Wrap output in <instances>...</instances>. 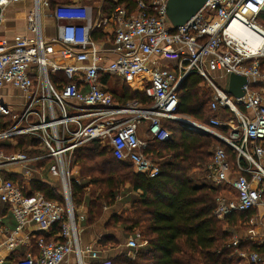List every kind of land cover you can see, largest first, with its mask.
Segmentation results:
<instances>
[{"label": "built area", "instance_id": "built-area-1", "mask_svg": "<svg viewBox=\"0 0 264 264\" xmlns=\"http://www.w3.org/2000/svg\"><path fill=\"white\" fill-rule=\"evenodd\" d=\"M22 1L0 0V27L5 9ZM108 1L116 4L119 0ZM168 1L134 0L132 12L117 5L108 16H100L81 3L51 8L50 0H32L26 34L14 36L11 42L0 37V118L11 117L14 110L21 112L9 126L0 127V204L15 221L13 230L3 232L0 250L9 256L26 244L33 232H25L30 226L43 234L57 227L62 240L33 237L37 254L28 252L13 264H84L85 256L104 264L96 252L78 246L71 196L72 186L80 185V176L73 153L97 142L117 162L154 178L158 167L145 152L153 142L169 139L164 121L191 134L214 137L235 156L233 169L226 152L216 148L206 169L204 182L232 196L218 199L216 219L264 207V75L260 66L264 28L257 22L264 13V0H206L178 28L166 17ZM42 9L49 10L54 22L53 37L43 34ZM237 21L259 33L256 50L233 34ZM106 26L112 31L95 40L94 34ZM190 74L202 78L211 91L208 124L178 113L180 88ZM231 74L247 80L240 99L226 93ZM105 76L110 81L138 82L150 104L119 103L102 84ZM7 87L18 93L12 96L17 103L4 101L1 92ZM222 108L233 117L222 120L218 114ZM216 128H225L226 136ZM23 137L36 145L8 154L1 148L5 142L15 147ZM35 164L39 166L31 169ZM45 169L60 184L58 195L64 204L47 201L25 188ZM257 237L255 230L242 237L237 234L232 245L237 246L240 238L261 244L264 239ZM140 243L136 234L125 247L137 250ZM237 258L264 264L255 253H240ZM4 262L2 255L0 264Z\"/></svg>", "mask_w": 264, "mask_h": 264}, {"label": "trees", "instance_id": "trees-1", "mask_svg": "<svg viewBox=\"0 0 264 264\" xmlns=\"http://www.w3.org/2000/svg\"><path fill=\"white\" fill-rule=\"evenodd\" d=\"M71 1L52 0L51 8ZM117 4L129 12L134 10V0H119ZM108 5L107 2L104 4L106 13L116 6ZM257 22L264 25V13L257 18ZM103 36V29H100L93 38L99 40ZM260 66L264 70V59L260 61ZM101 82L121 104L131 100L144 106L150 104L138 82L110 81L107 76L102 77ZM210 101L211 91L203 79L190 74L180 88L178 113L208 124L212 116ZM218 114L222 120L233 117L224 108L219 109ZM10 123L9 117L0 118V127H7ZM163 127L169 131V139L161 143L153 142L145 152L158 167L159 173L154 178L137 173L131 165L117 162L110 150L100 147L97 142L83 145L73 153L72 162L79 169L80 185L72 186V206L84 204L87 207V223L94 225L101 220L102 208L127 204L128 210L111 214L104 230L108 233L121 230L126 240L138 234L140 242L144 243L137 250H128L131 257L122 252L110 259V264H233L240 253H255L264 259V240L258 244L240 238L237 246L232 245L237 230L256 214L251 210L233 213L224 220L216 219L214 211L222 188L195 182L192 178L195 171L206 172L216 148L226 152L233 167L235 156L230 148L209 135L188 133L176 123L164 121ZM216 130L226 133L225 128ZM17 142L15 147L5 142L1 148L8 154L22 150L24 145H36L25 137L18 138ZM12 180L21 182L17 177ZM89 188L90 195L86 196ZM30 191L42 194L47 201L64 204L58 192L46 184L34 182ZM261 197L264 202V190ZM57 233L58 229L54 227L49 234H39L37 238L61 242ZM97 244L101 247L112 245L114 248L119 245L112 235L101 237ZM22 257L9 261L16 262Z\"/></svg>", "mask_w": 264, "mask_h": 264}, {"label": "crops", "instance_id": "crops-1", "mask_svg": "<svg viewBox=\"0 0 264 264\" xmlns=\"http://www.w3.org/2000/svg\"><path fill=\"white\" fill-rule=\"evenodd\" d=\"M50 0V4H51ZM53 1H58V0H53ZM72 3H81L85 6H88L90 8H92L96 13H99L100 16H108L111 12H105V7L104 4L107 2L109 3L108 6L116 5L115 7H117V3L114 4L111 1L108 0H72ZM61 4V3H58ZM32 1L30 0V2L28 0H23L20 4L17 5H11L8 6L5 9L4 12V21L0 27V37L7 40L8 42H11L14 36L17 35H25L26 34V21L28 18V15L32 9ZM114 7V8H115ZM27 10V12L25 13V15L23 16L24 19V25L22 26L21 30H19L18 32L12 31L14 30L13 27V23H10V17L7 16V14L10 15H14L16 12H19L20 10ZM107 11V9H106ZM42 13L44 12L45 15H48L49 10L47 9H42L41 11ZM48 18H50L49 16H46ZM51 19V18H50ZM112 31V27L111 26H106L103 29V33L104 34H108ZM55 34V33H54ZM51 35L50 37L54 36ZM6 94L8 95H18V93L16 91H14L13 89H11L10 87H7L5 90H3V92H1V95H5V99L8 102H12L13 100H10L9 98L6 97ZM39 166V164H35L34 166L31 167V169H36ZM48 168V166H47ZM198 175H206V172L203 171H197ZM203 175V176H204ZM37 178L31 180L29 183L24 184L25 188L27 189H31V184L34 182L37 183H42V184H46L49 187L55 189L56 191H58L59 189L56 188L57 185L60 186V184H58L57 180L53 177L50 176V174L48 173V170H43L40 171L39 174L36 175ZM194 178V177H193ZM203 178V177H202ZM129 208V206L127 204L125 205H120L117 204L114 207V214L119 213L121 210ZM73 211H74V218H75V226H76V231H77V239H78V246L82 251H86V250H92L94 252H96L98 258H99V262L100 263H107L110 262L109 260L112 259L113 257H116L118 254H120V252L122 251V248L120 246L121 240L122 239V231L121 230H117L115 232H106L104 230V225L107 222V218L108 217H101V221H98V223L94 224V225H89L87 223V207L83 204L80 205L78 207H73ZM112 213V214H113ZM106 215V214H105ZM261 217H264V207L261 206L260 208H258V213L251 219V225H256L258 226V228L256 227L255 231H256V235L258 236L257 239L260 241V237H262V240L264 239V219H263V223L261 224L259 221L261 219ZM0 218H1V223H0V243L3 242L4 240V233L5 231H11L15 228V221L12 218V216L2 208L1 204H0ZM30 230H25V232H32V234L30 235V238L28 239V242L26 244L20 245L19 247H16L12 254L9 256H6L5 252H3V250H0V257L5 256V262L4 264H13L14 262H10L9 260H13L15 261L13 258L16 257H20V256H25V254H27L28 252L32 253V254H37V248H36V244H35V237H37L39 234H43L40 232L35 231V228L33 226L29 227ZM246 233V232H245ZM245 233H243V235H245ZM106 235H112L116 238V240L118 241L119 245L118 247H115L116 249H111L110 247L114 248L112 245H106V246H99L97 243L99 241V239L103 236ZM34 237V238H33ZM242 237V236H241ZM129 240V239H128ZM128 240L124 241V248L125 244ZM144 246V244L142 245ZM129 250V249H127ZM111 252L113 254H111ZM22 257V258H23ZM72 261V260H70ZM98 262H94L91 261L90 259H88L87 256L84 257V264H97ZM233 264H248L247 261L243 260V259H236L235 261H233Z\"/></svg>", "mask_w": 264, "mask_h": 264}, {"label": "rangeland", "instance_id": "rangeland-1", "mask_svg": "<svg viewBox=\"0 0 264 264\" xmlns=\"http://www.w3.org/2000/svg\"><path fill=\"white\" fill-rule=\"evenodd\" d=\"M29 2H30V0H28ZM32 1V0H31ZM32 6V5H31ZM27 12V10H20L19 12H16L14 15H10V14H7V16H9L10 18V23L12 22L14 25H13V27H14V30H12V31H14V33L15 32H18L19 30H21V28H22V26L24 25V19H23V16L25 15V13ZM46 16H48V15H45L44 14V12L42 13V26H43V34H44V36H47V37H50L51 35H53L54 34V27H55V25H54V22L52 21V19H50V18H48V17H46ZM262 27L264 28V25H262ZM261 72H262V74L264 75V70L262 69L261 70ZM57 76H59V74L57 75ZM217 83V85L221 88V86H220V83H218V82H216ZM11 97H7V98H9V99H11V100H13L12 102H18V101H16V100H14V98L12 97L13 95H10ZM232 98V97H231ZM232 99H234V98H232ZM231 99V100H232ZM0 101H3V97H0ZM4 101H6V100H4ZM233 101V100H232ZM6 102H8V101H6ZM20 114H21V112L20 111H16V110H14V111H12V113H11V117H9V120L10 121H15L19 116H20ZM219 134H221V135H223V136H226V133H221V132H218ZM24 147H27V145H24ZM21 151V150H20ZM30 156H32V154H30ZM12 170H14V169H12ZM204 174H202V175H198V172L197 171H195L193 174H192V178H193V180L195 181H199L200 183H202V182H204V178H205V175L203 176ZM203 177V178H202ZM81 180H83V179H81ZM195 181V182H196ZM56 188L57 189H59L60 190V186L59 185H57L56 186ZM59 190L57 191V192H59ZM92 190V189H91ZM90 188L86 191V196H89L90 194ZM221 196H223V197H225V198H228V199H231V195L230 194H228V192L227 191H224L223 189H222V191L220 192V197ZM261 206H259L258 208H260ZM258 208H255V209H253L252 211L254 212V214H257L258 213ZM127 210L129 209V208H126ZM102 217L103 216H105V217H110L111 216V214L114 212V207H107V208H102ZM106 214V215H105ZM108 218H107V221H108ZM263 219H264V217H261V219H260V223L262 224L263 223ZM101 221V220H100ZM251 222L252 221H249L248 223H246V224H244V226L242 227V228H239L237 231V233H238V235H241V236H243V233H245V232H247V231H250V230H255L256 229V227L258 228V226H256V225H251ZM98 223V222H97ZM246 225V226H245ZM122 239L123 240H121V243H120V246H121V248H122V251L120 252V253H126V255L127 256H129V257H131V254L130 253H128L129 251L126 249V248H124L123 246H124V241L126 240L125 239V237H124V235H123V233H122ZM260 240H262V237H260ZM256 242H257V240H255ZM144 243L143 242H141L140 243V246L141 247H143L142 245H143ZM111 249H116V248H112V247H110ZM119 248V247H118ZM111 254H113L112 252H111ZM120 254H118L117 256H119ZM116 256V257H117ZM113 258H115V257H113ZM236 259H238L237 257L234 259V261L236 260Z\"/></svg>", "mask_w": 264, "mask_h": 264}, {"label": "water", "instance_id": "water-1", "mask_svg": "<svg viewBox=\"0 0 264 264\" xmlns=\"http://www.w3.org/2000/svg\"><path fill=\"white\" fill-rule=\"evenodd\" d=\"M206 0H169L165 13L173 28L186 24L203 6ZM247 84L245 77L231 74L227 81L226 93L234 98L240 99L244 95L243 87Z\"/></svg>", "mask_w": 264, "mask_h": 264}, {"label": "bare ground", "instance_id": "bare-ground-1", "mask_svg": "<svg viewBox=\"0 0 264 264\" xmlns=\"http://www.w3.org/2000/svg\"><path fill=\"white\" fill-rule=\"evenodd\" d=\"M232 32L239 41L246 42L253 51L257 49L259 44V33L257 31L247 29L243 23L237 21L232 25Z\"/></svg>", "mask_w": 264, "mask_h": 264}]
</instances>
